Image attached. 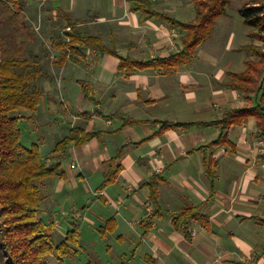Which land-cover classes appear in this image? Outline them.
Masks as SVG:
<instances>
[{
  "label": "crops",
  "instance_id": "crops-1",
  "mask_svg": "<svg viewBox=\"0 0 264 264\" xmlns=\"http://www.w3.org/2000/svg\"><path fill=\"white\" fill-rule=\"evenodd\" d=\"M149 1L156 12L195 21L192 0ZM45 2L54 14L65 15L67 24L98 37L116 53L85 47L77 61L50 62V74L53 65L59 69L57 77L44 72L53 83L36 82L42 92L38 108L20 112L34 135L41 134L43 141L33 144H39L47 163L54 162L55 144L75 129L95 134L86 143L72 142L56 159L65 178L43 183L41 216L53 224L55 239L61 240L78 224V252L93 251L88 258L97 264H264V230L257 227V218L264 219V156L259 157L264 149H259L263 141L255 138L256 119L231 126L228 134L235 150L211 146L205 153L201 148L218 137L219 126L158 132L163 121L212 122L250 104L228 85V73L245 71L253 58L241 49L250 41V27L239 28L241 41L236 42L234 23L239 18L227 9L191 61L168 73L163 67L129 72L119 69L120 57H168L182 49L187 32L158 16L141 21L140 12L131 9L132 0ZM90 49L98 52L91 69ZM58 78L59 84L54 83ZM124 119L129 120L125 125ZM55 134L60 136L57 141ZM119 153L116 180L101 187ZM207 156L213 160L214 180L207 173ZM152 180L156 198L151 196ZM185 208H194L208 224L193 218L188 229L183 222L176 225L175 216ZM111 219L115 225L103 234L101 229ZM258 224L264 226L259 220Z\"/></svg>",
  "mask_w": 264,
  "mask_h": 264
},
{
  "label": "trees",
  "instance_id": "trees-1",
  "mask_svg": "<svg viewBox=\"0 0 264 264\" xmlns=\"http://www.w3.org/2000/svg\"><path fill=\"white\" fill-rule=\"evenodd\" d=\"M24 1L0 0V46L3 57L0 64V258L2 255L7 256L10 264H67V260H72L78 253L81 244L80 228L75 224L64 238L55 239L53 224L46 222L41 216L43 183L49 178H65V170L56 159H59L72 142L76 145L86 143L95 134L75 129L70 136H65L55 144L51 152V158L54 159L52 163H47L42 157L39 144L34 143L31 147H26L21 142L20 112L36 111L42 96L41 90L33 84L41 74L37 68L38 63L36 60L21 57L23 45L16 40L20 31L18 13L23 10ZM132 1L134 4L131 9L140 12L141 21L158 16L187 33L182 39V49L168 57L148 61L120 57L119 69L129 72L148 67H163L168 73L175 70L179 64L191 61L198 46L211 38L216 19L225 15L231 4V0H192L195 5V21L182 22L156 12L149 0ZM238 12L245 25L250 27V38L261 44H247L241 47L251 53L253 58L246 62L245 71L228 73V85L243 93L250 104L231 109L224 113L222 118L212 122L163 121L158 131L203 124L219 126L218 137L201 147L205 153L211 146L226 145L235 150V144L229 138L228 131L232 125H241L250 117L256 119L258 131L255 138L264 141V0H248ZM9 28L12 30L11 34L7 32ZM63 33L66 40L58 43L62 51L57 61L59 65L69 59L77 61L83 57L85 47L116 54L98 37L80 32L73 26ZM128 122L129 120L124 119V125ZM119 156L120 153L111 160V168L101 187L116 180L121 169L115 163ZM205 164L208 175L214 180L212 158L205 157ZM149 186L151 196L156 198V181L149 182ZM193 218L208 224V219L197 214L194 208L183 209L175 216L174 222L176 225L183 222L185 229H188ZM257 220L264 223V219ZM114 225L115 220H109L101 232L106 233L108 228ZM92 261L90 260L89 264Z\"/></svg>",
  "mask_w": 264,
  "mask_h": 264
},
{
  "label": "rangeland",
  "instance_id": "rangeland-1",
  "mask_svg": "<svg viewBox=\"0 0 264 264\" xmlns=\"http://www.w3.org/2000/svg\"><path fill=\"white\" fill-rule=\"evenodd\" d=\"M248 0H231V4L229 5L228 12L232 17L234 18H239L236 19L234 23V28L236 30V42L241 41L240 37V31L239 28H242L244 25V20L241 22L242 17L239 15V8L242 7L244 3H246ZM45 0H25L23 4V10H21L20 13H18V22H19V27L20 31L19 34L16 37V40L18 43H22L23 45V52L21 54L22 58H28L29 60H36L38 65L37 68L40 70L41 74L40 77L33 82H37L38 85L42 84H48V83H53V80L50 79V77L46 78L44 77V72H49V75L53 78L57 77V71L59 70L56 65H53V68L55 71L50 74V62L58 63L57 61L60 58L61 54V49L58 46L59 42L65 41L66 37L63 35L64 30H69V24L64 20L65 15L58 13L54 14L52 10L47 6V3H43ZM49 3V2H48ZM240 26V27H239ZM85 30L86 28L89 30L90 28L80 26V29ZM247 28V27H246ZM91 30V29H90ZM89 30V31H90ZM5 32V31H4ZM8 34L12 33V30L9 28L7 30ZM246 36V35H245ZM247 39H249L248 36H246ZM249 44H255V45H260L261 43L258 42L257 40H252L250 38ZM91 51L87 50L89 59L87 60V67L88 68H93L95 65V56H98V52L90 49ZM2 48L0 46V64L3 61L2 60ZM255 58V57H254ZM85 72V67L82 64ZM49 67V69H48ZM57 67V68H56ZM87 68V70H88ZM57 81V84H59L60 79L54 80V83ZM77 87H80L79 85ZM29 110H27L28 112ZM26 119H21L20 120V128L22 132L21 140L22 142L27 145V146H32L33 142H37V139H41L40 141L42 142L43 139L40 137L39 134H35L31 128L30 122ZM62 135V134H61ZM44 137V136H43ZM55 139L54 141H57L59 139V135L55 134L53 136ZM260 141V140H259ZM48 144L49 141L47 142ZM259 149H264V141L260 143ZM50 148L44 149L43 155L46 157V155L50 152ZM264 151H259V157H263ZM264 158V157H263ZM264 160H260V162H263ZM262 197V196H261ZM260 197V199H261ZM261 213L264 214V211H261ZM0 222V226H1ZM257 227L258 228H263L264 226H261L258 224L257 220ZM93 251H87V250H82L79 251L75 258L72 260H67V264H89L90 263V258H88V255L92 253ZM102 253V252H101ZM3 254V253H2ZM264 255V253L262 254ZM264 257V256H263ZM0 264H10L9 259H7V256L2 255L0 258ZM91 264H97V262L92 261Z\"/></svg>",
  "mask_w": 264,
  "mask_h": 264
}]
</instances>
